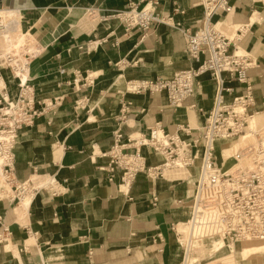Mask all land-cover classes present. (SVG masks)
Masks as SVG:
<instances>
[{"label": "crops", "instance_id": "obj_1", "mask_svg": "<svg viewBox=\"0 0 264 264\" xmlns=\"http://www.w3.org/2000/svg\"><path fill=\"white\" fill-rule=\"evenodd\" d=\"M149 1L158 2L156 12L164 22L146 35L135 30L126 36L113 15L130 3ZM231 4L233 12L216 16L215 24L231 36L246 28L236 44L257 62L248 72L254 88L252 116L264 125V0ZM91 8L98 15L89 22ZM1 14L23 20L35 53L29 80L38 100L56 99L58 107L19 133L16 177L36 190L19 195L18 202L0 197V217L10 229L0 243V264H181L182 248L172 226L189 216L197 169L188 170L186 180H153L139 173L129 191L121 192L119 178L109 182L110 174L101 168L107 167L103 154L114 146L118 130L127 138L149 135L156 125L173 133L204 124L216 95L210 76L202 77L195 97L178 109L169 106L165 92L136 93L129 85L171 80L199 65L187 55L183 30L201 28V0H0ZM3 75L15 95L16 81L8 71ZM226 87L232 89L225 94L227 104L244 92L236 80ZM125 108L126 119L120 122ZM141 153L148 167L163 162L150 148ZM158 236L161 245L154 243ZM249 256L241 253L244 260Z\"/></svg>", "mask_w": 264, "mask_h": 264}, {"label": "built area", "instance_id": "obj_2", "mask_svg": "<svg viewBox=\"0 0 264 264\" xmlns=\"http://www.w3.org/2000/svg\"><path fill=\"white\" fill-rule=\"evenodd\" d=\"M157 4L156 1L145 2L142 6L130 3L113 18L120 22L126 36L135 30H142L146 35L153 26L164 22L163 16L156 12ZM201 5L204 8L201 28L195 32L183 30L187 55L199 65L176 73L171 80L135 81L129 85L136 93L165 92L169 106L178 109L186 100L195 97L202 77L210 76L216 84V95L204 124L200 128L182 126L173 133L156 125L149 135L127 138L118 130L114 146L103 154L109 161L107 167L101 168L110 174L109 182L115 183L119 178L121 192L129 191L139 173L156 180L167 177L166 170L197 169L189 216L186 221L172 226L176 243L182 248L181 264L202 263L199 247L212 246L216 241L234 245L264 242V137L253 132L255 145L235 152L223 165L218 160L220 144L245 134L253 115L254 88L248 72L257 67V62L237 47L236 43L246 34L245 27L235 36L216 27V16L233 12L231 0H201ZM88 15L97 16V9H89ZM16 29L17 23L7 24L0 17V37ZM26 44H33L31 36ZM26 44L17 48L9 40L0 49V177L5 185L16 191H24L27 183L19 182L16 177L15 149L19 133L33 127L37 119L58 107L56 99H37L28 76L35 53ZM3 71H8L16 81L15 95L9 93ZM230 80L242 84L244 92L227 104L225 94H230L232 89L226 87V82ZM79 82L76 78L75 83ZM126 116L127 108L122 110L119 121L123 122ZM132 146L134 152L130 151ZM144 147L161 155L162 164L148 167L141 153ZM229 161L233 163L226 164ZM0 197L4 198L1 194ZM16 198L20 201L18 194L12 197ZM154 203H157L156 197ZM4 233L9 235L10 229L0 217V243L6 242ZM154 243L161 245L163 240L158 236Z\"/></svg>", "mask_w": 264, "mask_h": 264}, {"label": "rangeland", "instance_id": "obj_3", "mask_svg": "<svg viewBox=\"0 0 264 264\" xmlns=\"http://www.w3.org/2000/svg\"><path fill=\"white\" fill-rule=\"evenodd\" d=\"M1 15H4V14H1ZM88 20L89 22H92L94 19V16H88ZM21 26H22V29L19 33H16V34H13V36H10L9 37V40L10 42L16 46L17 48L26 44L27 41L29 40L30 36L27 35V33L23 30V20L21 19ZM22 33V35H18ZM229 35V34H228ZM9 42V41H8ZM7 42L4 40V38H0V49H3L5 46H6ZM29 44V43H28ZM27 45V48L28 49H31L32 48V45ZM29 46V47H28ZM263 125V122H258L254 119L253 123L251 124V128L252 129H262L264 128V125ZM259 135L262 137L264 136V133L263 131H259L258 132ZM246 134V133H245ZM258 138V137H256ZM239 138H236L230 142H227V143H224V144H220V148H219V163L220 164H224L225 161L231 157L233 154H235V152H237L238 150V147H236L235 145H237L238 143L241 142V140H237ZM259 139V138H258ZM18 140H19V136H18ZM255 145V137L251 136L250 139H248L247 141H245V143L243 144V146L240 147L239 151H241L243 148H245L246 146L248 145ZM167 178H170V179H177V180H186L188 179L189 177V174L188 173V170H169L167 171ZM25 190H19V191H15L13 189H10V187H8L7 185L4 184L2 178L0 177V194L2 195V197H6L7 196V193H10L9 195H11V197L14 196V194L12 193V190L14 192H16V195H20V197H23L24 195L26 194H30V195H34V189L31 188L30 184H26L25 186ZM18 202V200H17ZM228 245H234V244H223L222 241H216L213 243V245H209V246H201L199 247L198 249V252H200V256H202V259H204V264L208 263L209 261L211 260H215V259H219V258H222V257H226V256H229L231 255L232 258L235 257L236 261L235 262H238L237 264H249L250 261H254V259H259L260 260V263H261V260L264 261V254H256V255H251L249 256L250 254H252L253 252H257V253H264V242H245L243 244H237V245H234L235 247H231V246H228ZM248 247H255V248H260L258 250H254L252 252H250L249 254L247 255H243V256H249L247 259H242L241 258V252H243L246 248ZM235 253V254H234Z\"/></svg>", "mask_w": 264, "mask_h": 264}, {"label": "bare ground", "instance_id": "obj_4", "mask_svg": "<svg viewBox=\"0 0 264 264\" xmlns=\"http://www.w3.org/2000/svg\"><path fill=\"white\" fill-rule=\"evenodd\" d=\"M0 17L7 23V24H11L13 22L17 23V29L13 32H8L5 36H2L0 38H6V36H13V34H16V33H19L22 29V26H21V17L18 15V14H11V15H0ZM88 20V19H87ZM25 77V75H24ZM252 121H253V116H251L248 120V126L246 127L245 129V133L246 134H243L241 135V137L239 138L241 140L240 143H238L237 145H235L236 147H238V150L237 152L239 151L240 147L243 146V144L245 143V141H247L248 139L251 138L253 132H259V131H263L264 133V128L262 129H252L251 128V124H252ZM264 137V136H262ZM237 139V140H239ZM235 141V140H234ZM222 165V164H221ZM24 199V198H23ZM180 229L183 228L182 225L179 226ZM223 243V242H222ZM224 244V243H223ZM226 244V243H225ZM228 246H231V247H235L234 245H228ZM264 248V247H262ZM260 248H255V247H248L246 248L244 251H243V255H247L249 254L250 252L254 251V250H258ZM242 253V252H241ZM252 254H257V252H253ZM251 255V254H250ZM236 259L235 257L232 258L231 255L229 256H226V257H222V258H219V259H215V260H211L209 261L208 263L206 264H237L238 262H235ZM200 264H204V261Z\"/></svg>", "mask_w": 264, "mask_h": 264}]
</instances>
